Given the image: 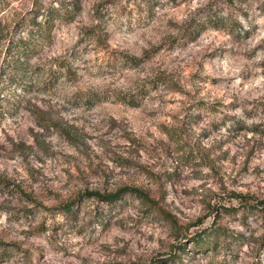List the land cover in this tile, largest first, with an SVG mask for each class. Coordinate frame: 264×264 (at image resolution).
Wrapping results in <instances>:
<instances>
[{
	"label": "rangeland",
	"instance_id": "obj_1",
	"mask_svg": "<svg viewBox=\"0 0 264 264\" xmlns=\"http://www.w3.org/2000/svg\"><path fill=\"white\" fill-rule=\"evenodd\" d=\"M33 1L0 0V264H264V0H80L36 48ZM125 187L154 204L85 194Z\"/></svg>",
	"mask_w": 264,
	"mask_h": 264
},
{
	"label": "trees",
	"instance_id": "obj_2",
	"mask_svg": "<svg viewBox=\"0 0 264 264\" xmlns=\"http://www.w3.org/2000/svg\"><path fill=\"white\" fill-rule=\"evenodd\" d=\"M114 0H108L109 3L114 4ZM150 3V0H146ZM33 8L29 11V22L26 24V29L28 31L29 37V44H31L34 48L39 44V42H49L51 39V31L54 27L56 20L59 19L61 21L69 22L73 20L81 11V1L80 0H50L47 4L40 0L33 1ZM100 7V6H98ZM219 23V22H218ZM205 24H197V26H189L187 32L190 33V39L195 40L201 31L203 30ZM215 27H222L219 24H215ZM94 28L93 32L91 33L92 37H97V31ZM99 37V36H98ZM100 38V37H99ZM23 41V40H21ZM19 46V44H18ZM12 70L14 76L17 80L21 82L25 81V70L23 64L18 59H12ZM62 66L57 64L56 70L51 71L49 73V79L56 74V72L61 70ZM10 185V182L2 177H0V187L7 188ZM87 197H95L99 202L106 203V204H113L117 200H119L123 195L126 194H133L138 199H140L143 203L152 205L154 201L149 197V195L141 189L138 188H129L125 187L117 191L116 193H106L101 194L99 192H87L85 193ZM73 209V204H69L65 206V210L67 212H71ZM165 216L168 218L169 214L164 212ZM218 217V216H217ZM216 220V219H215ZM215 229L211 230L210 232L204 231L198 235V238H194L195 240H199V246H202L205 240H207V236L210 237L212 232ZM203 234V235H202ZM204 238V239H203ZM264 247V240L261 244Z\"/></svg>",
	"mask_w": 264,
	"mask_h": 264
}]
</instances>
